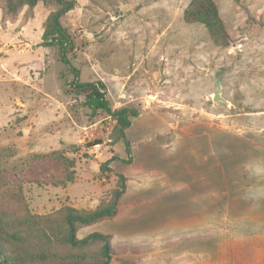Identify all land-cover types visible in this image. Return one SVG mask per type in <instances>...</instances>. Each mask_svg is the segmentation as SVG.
Here are the masks:
<instances>
[{"label":"rangeland","instance_id":"rangeland-1","mask_svg":"<svg viewBox=\"0 0 264 264\" xmlns=\"http://www.w3.org/2000/svg\"><path fill=\"white\" fill-rule=\"evenodd\" d=\"M66 1L76 76L41 45L61 5L0 0L5 187L47 217L109 201L122 175L116 215L76 233L110 235L109 264H264V0H214L227 44L184 19L191 0ZM75 81L102 82L112 109L137 112L127 146ZM218 85L229 105L212 100Z\"/></svg>","mask_w":264,"mask_h":264},{"label":"trees","instance_id":"trees-1","mask_svg":"<svg viewBox=\"0 0 264 264\" xmlns=\"http://www.w3.org/2000/svg\"><path fill=\"white\" fill-rule=\"evenodd\" d=\"M46 0H7V7L14 11L27 5L33 7ZM61 8L51 14L45 23L42 46H57L61 60L73 71L67 53L73 44L65 28L60 23L63 12L71 9L72 1L55 0ZM184 19L205 27L217 43H228L229 36L214 0H191L184 10ZM75 88L84 90L87 104L112 116L119 125L118 133L128 145L125 130L130 126V118L137 112L129 108L112 109L105 99L102 82H74ZM99 143V142H94ZM66 181L72 182L71 177ZM7 178L0 171V252L6 264H109L112 254L110 235L92 233L85 238L77 237V228L116 215L120 197L125 192L124 177L118 175V188L111 192L110 200L100 202L93 209H77L73 206L61 208L57 214L47 217H33L27 211L19 186L6 188ZM100 243L98 251L75 254L73 248Z\"/></svg>","mask_w":264,"mask_h":264},{"label":"water","instance_id":"water-1","mask_svg":"<svg viewBox=\"0 0 264 264\" xmlns=\"http://www.w3.org/2000/svg\"><path fill=\"white\" fill-rule=\"evenodd\" d=\"M212 100L214 102L221 101L227 105H229V102L221 95V88L218 85L217 88L214 90L212 94ZM0 264H6L4 256L0 252Z\"/></svg>","mask_w":264,"mask_h":264}]
</instances>
